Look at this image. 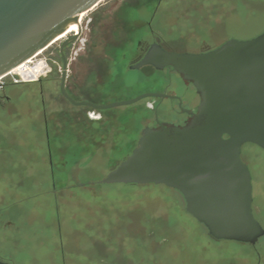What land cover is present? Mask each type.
Listing matches in <instances>:
<instances>
[{"label":"rangeland","instance_id":"1","mask_svg":"<svg viewBox=\"0 0 264 264\" xmlns=\"http://www.w3.org/2000/svg\"><path fill=\"white\" fill-rule=\"evenodd\" d=\"M80 24L83 33L69 52L65 87L76 94L69 93L74 101L103 106L132 100L165 75L116 66L112 53H106L129 40L132 28L140 36L137 30L149 24L170 50L197 53L263 33L264 0H104ZM61 43L34 61H46L50 70L40 84L2 81L0 252L15 264H264V236L255 246L213 242L175 190L101 183L121 161L103 159L117 151L89 144L88 128L121 116L135 129L129 136L137 138L147 110L135 103L91 120L90 111L64 101L57 57ZM30 67L11 75L36 78ZM164 119L171 120V114ZM135 146L124 145L119 152L126 158ZM240 159L251 177L252 215L264 230V151L244 144Z\"/></svg>","mask_w":264,"mask_h":264},{"label":"water","instance_id":"2","mask_svg":"<svg viewBox=\"0 0 264 264\" xmlns=\"http://www.w3.org/2000/svg\"><path fill=\"white\" fill-rule=\"evenodd\" d=\"M104 0H0V79L62 41L61 95L74 106L107 110L157 94L96 106L75 102L65 91L62 38L80 17ZM72 33H69L70 35ZM172 68L199 96L196 112L182 126L145 128L131 153L102 184L162 185L178 192L185 211L217 241L255 246L264 230L252 215V186L241 147L264 151V32L248 41L229 40L200 54L168 53L152 45L131 69ZM3 264V263H0Z\"/></svg>","mask_w":264,"mask_h":264},{"label":"flooded vegetation","instance_id":"3","mask_svg":"<svg viewBox=\"0 0 264 264\" xmlns=\"http://www.w3.org/2000/svg\"><path fill=\"white\" fill-rule=\"evenodd\" d=\"M128 31V30H126ZM134 28H132L129 33L131 34L128 38L129 40L125 39L124 42H119L117 45H114L112 47H108L106 53H112L114 62L117 65L125 64V68L128 70L133 71L131 69L132 66L138 64L146 55L148 50L151 48L152 45H159L164 51L168 53H179L180 52L174 51L173 49L167 48L164 43H162L158 37L154 35V30L152 29V26L147 24V26L143 27L142 35H135ZM74 31L72 32V35H77V39L67 45L63 49V55L66 60L67 68H68V55L70 50H72L75 46V43L79 39L80 35L83 33V28L80 24V32L76 34ZM173 40L171 39V44L173 45ZM208 47H203L201 50H199L197 53L192 54H200L203 51H207ZM57 57H59V63L62 66V73H63V61L60 53V47L58 49ZM77 53H73V60H76ZM67 68H66V74H67ZM117 68V67H116ZM144 68H149L151 72H161L162 74H165L161 80L154 81L153 88H150L148 91H144L142 93H139L135 96H141L143 94H157V97H149L144 98L136 103H142L144 106V110H147V115L144 118V120L141 122L137 138H134L135 136H129V134L135 132V129L129 127L121 121V116H114L111 118V120L103 122L101 120L97 121L96 123L93 122V125H91L88 128V134H89V144L95 146V145H110L113 147V149L117 152H106L102 158L107 160H124L125 157L122 153L119 152V149H122L124 145H128L131 143H137L141 132L145 128L149 129H155L158 128L159 125H172V126H178L182 127L186 125L189 120L191 119V115L188 114V112L195 113L197 106L199 104V96L197 95L195 89L191 85V83L184 81L177 73L173 71L172 68H165L161 71L154 69L151 66H145L141 67L138 70H143ZM135 70V71H138ZM50 73V70L47 74ZM61 73V78H62ZM46 74V75H47ZM106 76V75H105ZM44 78V77H43ZM43 78H41L38 82H42ZM61 78H60V84H61ZM29 79H35V78H29ZM65 82H66V76H65ZM64 82V86H65ZM22 85V84H18ZM3 86V85H1ZM0 86V88H1ZM178 86V92L175 90V87ZM65 91L67 95L69 96V92L66 87ZM59 93H60V87H59ZM73 94V93H71ZM61 95V93H60ZM76 95V94H73ZM61 97L66 101L68 104H70L62 95ZM70 97V96H69ZM71 98V97H70ZM134 99V98H133ZM77 102V101H75ZM167 103V105H165ZM91 104V103H90ZM112 104V103H111ZM135 104V103H134ZM72 105V104H71ZM95 105V104H93ZM106 105V104H105ZM103 105V106H105ZM74 106V105H72ZM100 106V105H96ZM75 107H83L87 111H90L91 114H89V119L91 120H98L101 118V113L107 110H96L91 107L87 106H75ZM160 114V115H159ZM171 114V120L164 119V116H168ZM90 115L97 116V119H92ZM45 125L47 126V121L45 120ZM47 129V127H46ZM74 131V127H72V132ZM74 133V132H73ZM73 133H71L73 135ZM49 143V136L46 137ZM56 139V138H55ZM51 140V138H50ZM130 140V141H129ZM5 226H9L10 223H5ZM207 236L210 240H212L215 243H224L229 241H217L211 238L208 233ZM0 263L3 264H15L13 258L11 255L5 256L4 253L0 252Z\"/></svg>","mask_w":264,"mask_h":264},{"label":"built area","instance_id":"4","mask_svg":"<svg viewBox=\"0 0 264 264\" xmlns=\"http://www.w3.org/2000/svg\"><path fill=\"white\" fill-rule=\"evenodd\" d=\"M40 55V54H39ZM39 55H36L34 56L33 58H31L30 60L26 61L25 63H27L28 65H30L31 67H36L38 65H42L39 73H38V78H35V79H23L21 77H18V76H13V75H6L5 77H3L2 79H0V86L3 85L2 81L5 79V78H11V83L13 85H18V84H32V83H36L38 82L41 78L45 77L46 74L49 72V68H48V64L46 61H38L36 63H34V61L36 60V58L39 56ZM31 61V62H30Z\"/></svg>","mask_w":264,"mask_h":264},{"label":"bare ground","instance_id":"5","mask_svg":"<svg viewBox=\"0 0 264 264\" xmlns=\"http://www.w3.org/2000/svg\"><path fill=\"white\" fill-rule=\"evenodd\" d=\"M83 16H84V15H82V16L80 17V19H81ZM75 28H76V30L78 31V28H77V25H76V24L71 25V26L67 29L66 33L63 34L61 37H62V38H65L69 33H72V32L75 30ZM30 62H31V61H30ZM26 64H27V63L20 64V65L17 66L15 69H13L9 74L11 75L13 72L17 71L18 69H20L21 67L25 66ZM41 67H42L41 64L38 65V66H36V67H34V68H33V67H30V71L36 76V78H38V76H39L38 73H39Z\"/></svg>","mask_w":264,"mask_h":264},{"label":"trees","instance_id":"6","mask_svg":"<svg viewBox=\"0 0 264 264\" xmlns=\"http://www.w3.org/2000/svg\"><path fill=\"white\" fill-rule=\"evenodd\" d=\"M58 53V52H57Z\"/></svg>","mask_w":264,"mask_h":264}]
</instances>
